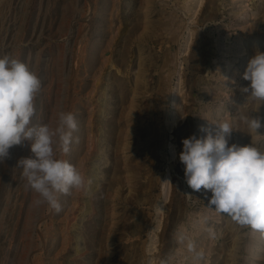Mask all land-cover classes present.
Segmentation results:
<instances>
[{"label":"rangeland","instance_id":"374dc122","mask_svg":"<svg viewBox=\"0 0 264 264\" xmlns=\"http://www.w3.org/2000/svg\"><path fill=\"white\" fill-rule=\"evenodd\" d=\"M257 49L264 0H0V56L41 81L33 123L74 113L63 158L92 181L61 196L58 214L38 207L16 167L30 144L12 147L0 162V264H194L177 233L201 264H264V237L210 207L179 160L209 123H231L229 145L264 149V128L241 119L264 117L242 91Z\"/></svg>","mask_w":264,"mask_h":264},{"label":"clouds","instance_id":"9594fccd","mask_svg":"<svg viewBox=\"0 0 264 264\" xmlns=\"http://www.w3.org/2000/svg\"><path fill=\"white\" fill-rule=\"evenodd\" d=\"M242 78L250 82L242 91L247 99L260 102L255 111L259 112L264 105V52L256 50ZM40 90L38 74L27 62L10 54L0 56V162L9 157L12 147L29 142L32 155L20 158L16 166L21 170L24 188L37 194L36 206L46 205L58 214L62 211L61 196L88 192L92 181L63 158L78 127L74 113L60 111L55 126L33 123ZM241 119L250 133L262 135L258 130L264 128V117L249 115ZM199 131L206 135L182 140L179 160L187 185L196 192L210 191L208 205L217 213L264 237V149L253 143L229 145L233 128L227 121L200 126ZM208 237L216 239L217 232L209 228ZM176 240L185 244L194 264H201L204 253L195 241L183 233H177ZM169 262L170 257H165L159 264Z\"/></svg>","mask_w":264,"mask_h":264}]
</instances>
